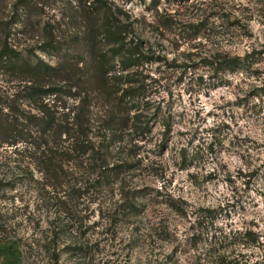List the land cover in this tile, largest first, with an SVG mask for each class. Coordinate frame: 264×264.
Wrapping results in <instances>:
<instances>
[{
	"label": "rangeland",
	"instance_id": "rangeland-1",
	"mask_svg": "<svg viewBox=\"0 0 264 264\" xmlns=\"http://www.w3.org/2000/svg\"><path fill=\"white\" fill-rule=\"evenodd\" d=\"M0 10L30 65L0 64V107L28 108L31 83L55 88L41 97L54 116L48 147L27 137L0 148V177L14 180L0 213H16L8 233L22 238L0 243V264H51L24 244L32 229L17 208L36 212L43 186L78 171L46 148L73 140L80 111L93 148L82 182L95 189H82V210L98 198L130 216L59 264H264V0H0ZM220 56L241 65L215 74ZM88 156L111 171L86 172ZM246 229L262 238L236 237Z\"/></svg>",
	"mask_w": 264,
	"mask_h": 264
},
{
	"label": "trees",
	"instance_id": "trees-1",
	"mask_svg": "<svg viewBox=\"0 0 264 264\" xmlns=\"http://www.w3.org/2000/svg\"><path fill=\"white\" fill-rule=\"evenodd\" d=\"M14 17H17V12H14ZM13 22L11 17L4 16V13L0 10V64L10 67L18 66L21 70L28 71L30 65L24 59L19 58V52L7 42L8 35L4 36L5 30L10 33ZM213 61L215 74L225 73L227 70L232 72L241 65L239 57L220 56V58H215ZM122 65L124 64L122 63ZM26 75L33 74L26 72ZM27 89L29 94L37 97L36 100H32L33 102L30 101L28 108L8 106V110L4 111L0 107V148L4 145L11 146L15 140H25L27 137L30 139V143L38 148L45 143L46 147H48L45 137L54 126V116L50 108L42 102L41 97L55 91V88L47 87L45 83L34 82ZM132 97H134L133 94ZM73 121V140L66 146L58 144L46 148V154L50 162L54 161L56 156L57 158L60 155L64 156L62 160L57 159V161H60L61 165L67 162L72 163V165H75V169L78 168V171L73 172L71 167L66 166L70 168L72 175L64 183H60L62 188H58L55 185V187H51L52 191L47 189V185L43 186L39 193L40 199L34 207L36 212L31 211L30 207L26 205L17 208L19 212H25L26 222L30 224L29 226L32 229L31 238L27 239L24 244L28 245V250L31 252L35 247L39 255L46 257L51 264H59L63 250L83 253L89 240L94 241L96 244L103 241L104 237H108L110 240L108 233L110 228L114 231L116 227L115 219L117 217L122 219L130 216V214H116L114 210H107L103 206L104 202L98 198L93 199L97 201L98 209L90 208V210L86 208V210H82V189L88 190L90 188L95 191L92 188V181L85 180L82 182V155L93 152L92 138H89L88 129L82 128L81 111L74 116ZM146 130V126L139 129L141 134ZM183 159L186 161L187 157L183 156ZM85 161L86 172L97 169V172L102 175V173L111 171L107 170L108 166L103 165L102 162L97 167L94 166L89 156ZM10 184H14L13 178L0 177V189H2L4 199L14 203L11 192L3 189V187ZM94 184L99 185V182H94ZM95 194H97V191ZM83 201L88 203L89 200L85 199ZM14 215H16L15 212L9 215L0 213V243H10L14 239L15 244H22V238H19L17 234L12 237L8 233V231L16 228V224L12 220ZM93 217H96L97 220L90 222ZM90 230L97 232H94L95 234L91 239H87ZM237 236L243 242L250 244H255L262 238L258 232L250 229H246L243 233H237ZM12 244L14 243L12 242Z\"/></svg>",
	"mask_w": 264,
	"mask_h": 264
}]
</instances>
